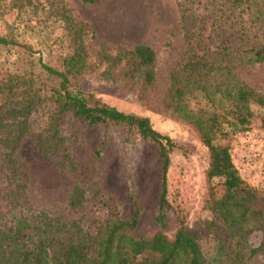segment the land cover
Segmentation results:
<instances>
[{
	"label": "trees",
	"instance_id": "obj_1",
	"mask_svg": "<svg viewBox=\"0 0 264 264\" xmlns=\"http://www.w3.org/2000/svg\"><path fill=\"white\" fill-rule=\"evenodd\" d=\"M96 5L99 0H76ZM4 8L20 12L42 5L62 22L66 53L58 68L40 63L53 86H35L28 73L6 72L0 76L1 161L13 166L16 149L31 137L34 149L43 157L65 151L59 125L66 114L87 126L119 125L123 135L133 134L157 145L160 157V188L155 221L164 225L167 200L165 173L170 154L184 148L156 131L147 117L124 113L91 93L77 87L78 78L96 73L105 81L122 80L146 102L155 86L156 53L149 45L116 46L112 51L99 45L90 59L85 41L88 25L77 19L64 0H0ZM179 14L182 53L167 74L162 105L194 128L207 147L209 160L205 176L222 179L224 193L214 197L207 209L212 221L221 224L216 254L203 249L200 235L189 230L184 220L174 216L177 227L172 238L160 229L148 235L132 233L137 222L135 204L127 219L102 221L88 231L74 220L60 215L38 213L22 216L14 224L0 228V264H264V209L259 196L232 164L230 147L216 141L247 129L254 110L264 108V96L239 76L246 66H264V0H173ZM196 13L201 17L189 24ZM239 23L234 32H229ZM9 40L0 34V45ZM63 159L68 162L69 154ZM68 206L79 208L85 201L83 189L72 186ZM260 233L257 244L250 241Z\"/></svg>",
	"mask_w": 264,
	"mask_h": 264
},
{
	"label": "rangeland",
	"instance_id": "obj_2",
	"mask_svg": "<svg viewBox=\"0 0 264 264\" xmlns=\"http://www.w3.org/2000/svg\"><path fill=\"white\" fill-rule=\"evenodd\" d=\"M72 14L85 22L90 30L85 41L93 61L99 45L109 50L116 46L147 44L156 53L155 86L146 102H140L135 90L122 80L105 81L96 73H85L77 87L91 93L124 113L147 117L152 127L166 135L185 151L170 154L165 173L169 210L162 227L155 221L160 188V157L155 143L123 135L119 125L87 126L81 119L66 114L59 131L64 136L65 151L43 157L33 146L31 137L23 139L16 149L13 166L0 159V228L14 224L22 216L38 213L60 215L79 222L88 231L102 221L127 219L136 205L135 235H148L160 229L172 238L177 227L175 215L184 225L200 235L202 247L216 254L224 231L212 221L206 201L212 193H224L222 179L205 176L208 150L197 132L164 109L163 93L170 68L179 60L181 32L179 14L173 0H99L96 5H82L64 0ZM200 13L189 18L198 21ZM234 23L229 32H234ZM0 34L9 40L0 45V76L9 71L31 74L35 86H53L57 80L47 77L40 63L58 68L66 53L62 22L42 5L16 12L0 2ZM239 76L264 96V66L248 65ZM254 115L246 130L217 137L230 147L232 164L239 176L258 194L257 205L264 209V108L252 106ZM64 153L69 154L71 167ZM1 158V151H0ZM83 189L85 201L70 208L68 195L72 186ZM260 233L250 241L257 244ZM226 264L228 256L220 255ZM264 260V259H263Z\"/></svg>",
	"mask_w": 264,
	"mask_h": 264
}]
</instances>
